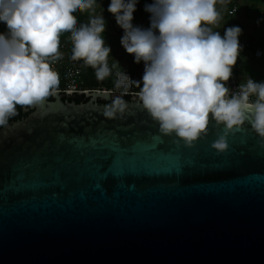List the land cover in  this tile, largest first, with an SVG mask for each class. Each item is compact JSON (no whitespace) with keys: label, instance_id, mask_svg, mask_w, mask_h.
I'll return each instance as SVG.
<instances>
[{"label":"water","instance_id":"95a60500","mask_svg":"<svg viewBox=\"0 0 264 264\" xmlns=\"http://www.w3.org/2000/svg\"><path fill=\"white\" fill-rule=\"evenodd\" d=\"M116 95L58 92L0 130V264H264V140L251 125L225 153L211 146L214 121L195 146L173 147L136 95L123 119L106 118ZM57 103L86 111L45 110ZM101 120L162 137L159 150L67 139Z\"/></svg>","mask_w":264,"mask_h":264},{"label":"clouds","instance_id":"9594fccd","mask_svg":"<svg viewBox=\"0 0 264 264\" xmlns=\"http://www.w3.org/2000/svg\"><path fill=\"white\" fill-rule=\"evenodd\" d=\"M139 0H110V12L123 30L121 44L135 63L144 64L142 79L118 72L115 86L138 89V102L159 132L193 147L210 134L212 148L229 150V136L251 125L264 140V81L250 75L233 89L229 81L243 51L239 25L217 30L222 13L218 0H153L145 4L150 26L134 24ZM100 0H0V127L7 126L17 106L43 107L55 97L60 77L53 61L64 59L61 41L71 42L72 61L94 70L98 80L112 74V48L105 39ZM90 13L85 23L77 17ZM129 109L116 95L104 110L108 119H123ZM223 128L221 134L219 129Z\"/></svg>","mask_w":264,"mask_h":264},{"label":"rangeland","instance_id":"374dc122","mask_svg":"<svg viewBox=\"0 0 264 264\" xmlns=\"http://www.w3.org/2000/svg\"><path fill=\"white\" fill-rule=\"evenodd\" d=\"M227 1L231 0H218L216 5L217 9L222 13V20L220 21L217 30L223 34L225 27H231L233 25H239L243 29V35L241 39H247L250 41L251 46L260 45L264 41V0H236L239 7V12L235 16H228L227 11L230 4ZM153 0H139L137 5L141 13H134V24L143 27L150 26V13L145 11V5L143 3H152ZM95 14H104L108 28L105 33V39L112 48V54L109 57V64L112 66V74L110 80L114 79L116 73L130 69L134 71L135 66L132 68V61L126 54L125 49L121 44V37L123 30L117 24L115 17L107 11V8L103 7L95 9ZM137 14V15H136ZM90 13H81L77 19H81L82 22H87ZM3 31H7V28L2 27ZM134 65V64H133ZM250 75L256 81H264V61H258L254 58L242 55L239 62L233 70L232 78L246 79ZM231 78V79H232ZM116 93V92H114Z\"/></svg>","mask_w":264,"mask_h":264},{"label":"built area","instance_id":"2783aa9c","mask_svg":"<svg viewBox=\"0 0 264 264\" xmlns=\"http://www.w3.org/2000/svg\"><path fill=\"white\" fill-rule=\"evenodd\" d=\"M239 12V7L238 6H233L231 7L228 11L227 14L228 16H235L236 14H238ZM0 32H4L1 29V23H0ZM240 43L243 46V51L241 53L240 58L242 57V55H247L250 56L252 58H254L255 60L258 61H264V41L261 42V44L256 47V49L252 50V46L250 41H248L247 39H242L240 40ZM61 51L64 53V59L56 62L53 61L52 63V67L55 71H57V73L59 74L60 77V87L58 92H97V91H102V92H110V93H114L112 90H107L102 83L104 82V80H98L97 78H95V81L100 85L97 90L95 89H91L88 88L86 86V75L84 73V67L81 66V64L77 61H72L70 59V55H71V44L65 40L61 41ZM126 51V50H125ZM126 54L128 55L129 59L132 61L133 64H135L136 66V77L139 78L141 76H143V72H144V64L143 62H141L140 64L135 63L134 60V56L129 55L127 52ZM240 58L238 59V62L240 60ZM132 64V68L134 67V65ZM126 71L133 79H135V77L131 74L130 69L128 70H124ZM124 71H120V72H124ZM117 74V73H116ZM109 77H107L106 79H109ZM114 80L116 82L117 80V75H115ZM244 81V79H240V78H232L228 83L229 86L233 89L238 88L239 84L242 83ZM122 91V89H120ZM133 91V85H130L127 93H132Z\"/></svg>","mask_w":264,"mask_h":264},{"label":"snow or ice","instance_id":"6c2138e0","mask_svg":"<svg viewBox=\"0 0 264 264\" xmlns=\"http://www.w3.org/2000/svg\"><path fill=\"white\" fill-rule=\"evenodd\" d=\"M91 105H89V108ZM46 111L49 112H55L57 110H62L66 115L67 118H75L72 115V112H75L77 114H81L86 109H80V108H75L72 110H69L68 108H65L62 105L53 104L49 105L46 109ZM87 120L89 122V125L93 123L95 120V117L89 112L87 116ZM146 123V121H145ZM127 128H134L135 124H128V125H117V126H109V124L106 121H99L98 123L95 124V127H86L83 132L80 131H72L69 130L67 132V139L69 141L74 140V139H81L85 143H91L93 139L99 141L102 139H108L109 143L113 146V148H119L122 151H130L131 149L135 148L137 145H155L154 150H159V142L163 139L162 137L160 140L157 142L155 137L157 135H153L150 131L149 132H136L134 136L129 139L127 136H121L119 134V130L124 127ZM177 141L173 142V147L176 145H179ZM106 151H111V149H106ZM110 160L104 161L103 163L105 166L110 164ZM104 169H102L103 171Z\"/></svg>","mask_w":264,"mask_h":264},{"label":"trees","instance_id":"16d2710c","mask_svg":"<svg viewBox=\"0 0 264 264\" xmlns=\"http://www.w3.org/2000/svg\"><path fill=\"white\" fill-rule=\"evenodd\" d=\"M80 23H85V22H81L80 21ZM2 24V23H1ZM62 40H65V41H67V42H69L70 44H71V42H70V40L69 39H67V38H63ZM259 45H254L253 47H252V50H254V49H256V47H258ZM80 64H81V62H79ZM134 66H135V64H134ZM85 69H84V73H85V75H86V86L88 87V88H91V89H95V90H97V88L100 86L96 81H95V78H96V76H95V72H94V70L92 69V68H90V67H84ZM134 69V68H133ZM135 70H136V66H135V69H134V71H130L131 72V74L135 77V80H140V79H142V76L141 77H139V78H137L136 77V73H135ZM102 85L107 89V90H112L113 92H116L115 94H119V95H124V98L126 99V101H129L133 96H135L136 95V93L138 92V89L135 87V85H133V91H132V93L131 94H128V95H125V94H122L123 92L120 90V89H117L116 88V86H115V80L114 79H112V81L110 80V79H104V82L102 83ZM64 99L65 100H68V101H70V102H76L77 104H79V103H83V102H87V100H88V98L86 97V95H81V96H79V95H74V96H70V97H68V96H64ZM52 100V99H51ZM20 108H19V111H24V106H19ZM28 115V114H27ZM27 116H25V117H23V118H21V119H18L17 121H19V120H22V119H24V118H26ZM17 121H15V122H17ZM14 123V122H13ZM9 124H12V123H9Z\"/></svg>","mask_w":264,"mask_h":264},{"label":"crops","instance_id":"0c3cea01","mask_svg":"<svg viewBox=\"0 0 264 264\" xmlns=\"http://www.w3.org/2000/svg\"><path fill=\"white\" fill-rule=\"evenodd\" d=\"M109 3H110V0H100V4H102V5H104L106 8H108V5H109ZM227 3H229L230 4V7H229V9L231 8V7H233V6H238V3H237V1L236 0H231V1H227ZM144 5L146 4V3H143ZM98 8H101L100 6H97ZM137 9H138V7H137ZM228 9V10H229ZM137 12V14L138 13H141V10L139 9L138 11H136ZM136 14V15H137ZM80 20L81 19H78V21L80 22ZM4 26V28L6 27V25L5 24H1V29H2V27ZM3 30V29H2ZM242 40V39H241ZM120 72V71H119Z\"/></svg>","mask_w":264,"mask_h":264},{"label":"flooded vegetation","instance_id":"af4514ba","mask_svg":"<svg viewBox=\"0 0 264 264\" xmlns=\"http://www.w3.org/2000/svg\"><path fill=\"white\" fill-rule=\"evenodd\" d=\"M19 108H20V107L17 106V109H18V110H17V113H16L15 116H13V117L10 118L8 124H9V123H13V122L17 121L18 119H21V118L27 116L28 113H26L25 111H19ZM4 127H5V126H4ZM4 127H0V130H2Z\"/></svg>","mask_w":264,"mask_h":264}]
</instances>
